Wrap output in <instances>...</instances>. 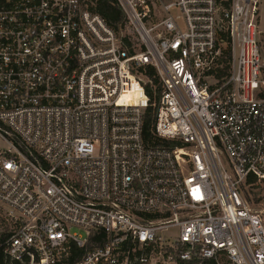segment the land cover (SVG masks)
I'll return each mask as SVG.
<instances>
[{"label": "built area", "instance_id": "obj_1", "mask_svg": "<svg viewBox=\"0 0 264 264\" xmlns=\"http://www.w3.org/2000/svg\"><path fill=\"white\" fill-rule=\"evenodd\" d=\"M262 1L0 0V264H264Z\"/></svg>", "mask_w": 264, "mask_h": 264}, {"label": "trees", "instance_id": "obj_2", "mask_svg": "<svg viewBox=\"0 0 264 264\" xmlns=\"http://www.w3.org/2000/svg\"><path fill=\"white\" fill-rule=\"evenodd\" d=\"M100 13L106 18V20L112 25V26H118L120 23L124 22V14L122 9L117 5L116 0H101L99 7H98ZM147 72L150 77L154 79L155 84H157L160 87L159 79L156 76V71L153 67L148 66ZM160 89V88H159ZM148 93L150 95L151 101H153V93L152 90L148 87ZM153 122H154V108L150 106L145 114V122H144V130H143V136L144 139L148 143H160L159 139L154 135L153 133ZM98 238L101 240V242H105L106 238L103 233H101ZM92 240H95L94 237H92ZM3 264L4 263V257H3Z\"/></svg>", "mask_w": 264, "mask_h": 264}, {"label": "rangeland", "instance_id": "obj_3", "mask_svg": "<svg viewBox=\"0 0 264 264\" xmlns=\"http://www.w3.org/2000/svg\"><path fill=\"white\" fill-rule=\"evenodd\" d=\"M262 19H261V29L262 33V49L264 54V0L262 1ZM262 79L264 80V70L262 73ZM246 200L249 202L250 206L256 210L264 211V181H255L253 185H245L242 187ZM175 230H170L169 233H174ZM166 264H174L172 262H167Z\"/></svg>", "mask_w": 264, "mask_h": 264}]
</instances>
